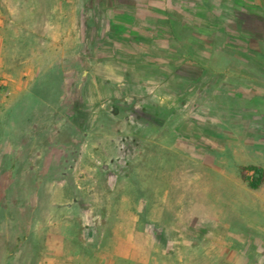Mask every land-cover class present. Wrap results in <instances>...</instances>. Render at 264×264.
I'll use <instances>...</instances> for the list:
<instances>
[{
  "label": "rangeland",
  "instance_id": "374dc122",
  "mask_svg": "<svg viewBox=\"0 0 264 264\" xmlns=\"http://www.w3.org/2000/svg\"><path fill=\"white\" fill-rule=\"evenodd\" d=\"M13 2L0 7V264H229L208 262L223 235L252 259L264 198L240 166L259 158L214 132L244 120L207 70L238 33L223 0ZM222 107L231 118L206 117Z\"/></svg>",
  "mask_w": 264,
  "mask_h": 264
},
{
  "label": "crops",
  "instance_id": "0c3cea01",
  "mask_svg": "<svg viewBox=\"0 0 264 264\" xmlns=\"http://www.w3.org/2000/svg\"><path fill=\"white\" fill-rule=\"evenodd\" d=\"M221 5L224 8L223 13L227 17V22L238 24V33L231 31L224 33L223 49L225 53H223V62L208 63L207 70L213 71L212 76L209 74L210 81L212 83L217 81L222 86L213 89V95L222 94L223 100L227 97L229 100L236 99L239 104H242L238 108V118L244 121L238 123L237 128L233 130L224 125V128L214 130V132L220 133L225 140L224 142L228 144L231 143V135L238 136V143H248L259 159L242 165H257L264 169V0H223ZM2 6H14V2L13 0H0V7ZM173 23L179 24L176 21ZM2 26V19L0 18V30ZM175 39L182 45V41L186 39V44H190L191 50L198 51L200 43L198 35L186 34L184 36L183 33H176ZM180 69L186 70L187 68H184L181 64L179 68H176V71ZM214 72H220L219 77L221 76V78H218V76L215 78ZM248 102L251 105H247ZM216 112L221 113L222 116L215 115ZM215 113L209 115V111H206L205 115L212 119L231 118V116L225 114H230V111L225 108L216 110ZM239 151L240 153L243 152L242 146ZM224 164V160L219 164L212 157L206 161L205 166L213 173L219 174L225 172L221 167ZM246 173L250 175L251 171H246ZM254 190L256 191L255 194L259 195L260 198H264V180ZM212 232L216 235L214 231ZM222 237L223 239H219V241L215 239L208 240V252L212 253L214 257L213 260H208V262L221 261L229 264L264 263V238H257L255 245H253L255 254L252 259H247L243 250L232 248L230 243L227 244L225 236ZM237 245L242 246L244 249L247 247L251 249V245ZM49 249V253L57 256L61 255L62 248L60 250L57 248L56 251ZM119 256L124 257L129 262L132 260L133 254H119ZM47 259L51 261L54 257ZM115 259L117 260V257Z\"/></svg>",
  "mask_w": 264,
  "mask_h": 264
},
{
  "label": "trees",
  "instance_id": "16d2710c",
  "mask_svg": "<svg viewBox=\"0 0 264 264\" xmlns=\"http://www.w3.org/2000/svg\"><path fill=\"white\" fill-rule=\"evenodd\" d=\"M241 170L251 171L250 175H242V179L246 181L247 185L252 188H258L264 180V169L257 165L240 166Z\"/></svg>",
  "mask_w": 264,
  "mask_h": 264
}]
</instances>
